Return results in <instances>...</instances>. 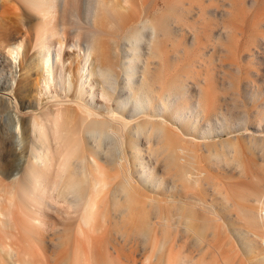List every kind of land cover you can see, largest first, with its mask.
Returning a JSON list of instances; mask_svg holds the SVG:
<instances>
[{
    "label": "rangeland",
    "instance_id": "1",
    "mask_svg": "<svg viewBox=\"0 0 264 264\" xmlns=\"http://www.w3.org/2000/svg\"><path fill=\"white\" fill-rule=\"evenodd\" d=\"M132 3V8L119 3L99 26L106 33L103 41L118 43L112 66L121 74L124 54L132 58L135 52L125 51L128 30L147 21L162 33L150 53L141 50L137 75L144 74L154 94L165 88L171 129L162 137H133L145 163L148 151L154 157L146 165L156 166L153 175L161 178V187L141 182L129 144L123 155L108 143L114 156L104 157L96 149L105 154L108 140L102 149L94 139L82 140L81 156L99 163L92 182L101 179L108 187L100 193V216L90 224L82 221L81 201H71L66 248L59 212L50 205L64 201L60 191L50 189L40 202L30 183L11 184L9 173L19 162L7 134V110L0 106V264H264V0ZM19 7L25 11L21 16ZM77 9L80 14V0ZM28 12L22 0H0V24L21 27V32L4 30L9 37L0 44L24 32ZM27 23L35 33L38 22ZM9 68H0L5 87L13 77ZM116 100L112 95L111 104ZM122 178L137 188L117 190ZM37 206L47 215L44 222L35 218Z\"/></svg>",
    "mask_w": 264,
    "mask_h": 264
},
{
    "label": "bare ground",
    "instance_id": "2",
    "mask_svg": "<svg viewBox=\"0 0 264 264\" xmlns=\"http://www.w3.org/2000/svg\"><path fill=\"white\" fill-rule=\"evenodd\" d=\"M78 1L22 0L32 11L25 13L24 25L37 21L38 27L32 33L27 26L15 40L0 44V68L9 66L13 76L6 87L0 79V106L7 110V134L19 162L9 173L11 184L17 188L30 183L32 196L40 202L50 189L60 191L64 201L56 205L52 200L50 205L59 212L66 248L71 233V201H81L77 207L83 208L82 221L90 224L100 216V193L108 187V183L101 179L92 182L91 177L100 174L99 163L95 157L81 156V141L94 139L96 146L102 149V144L108 140L103 149L105 154L96 149V154L104 157L106 153L114 156L108 143L114 142L116 153L123 155H126L125 147L129 144L127 151L134 159L140 181L161 187V178L153 175L155 165L152 164V168L146 165L155 162L154 157L148 151L149 162L145 163L143 151L133 137L148 139L147 135L153 134L162 137L171 129L164 114L165 88L154 94L144 74L137 75L143 49L150 53V48L160 42L156 39L162 33L147 21L142 23L143 26L128 30L126 40H123L125 51L132 53L129 50L132 49L135 52L132 58L124 54L121 74L112 66V55L117 56L120 51L118 43L113 38L112 44L103 41L106 33L99 21L119 3L132 8L135 0H80V14L77 12ZM19 9L21 16L25 11L22 7ZM14 12L16 14V10ZM64 19L68 20L69 26ZM16 25L0 24V39L9 37L6 33L4 35L8 29L21 32V27L16 28ZM18 73L22 78L16 76ZM33 79L35 82L31 85ZM112 95L118 98L115 106L110 102ZM97 97L102 103L97 102ZM154 98L158 99L156 105ZM128 107L127 117L124 114ZM92 165L96 166L95 170L90 169ZM122 180L117 190L127 191L128 187L136 186L133 180ZM93 186L99 191L94 192ZM84 187L88 189L86 194H82ZM34 213L36 219L46 220L47 215L40 212V206L34 209ZM260 213L264 215V198L260 200Z\"/></svg>",
    "mask_w": 264,
    "mask_h": 264
}]
</instances>
